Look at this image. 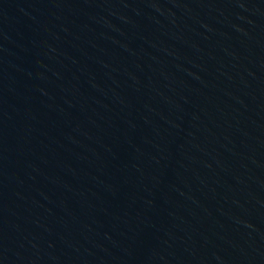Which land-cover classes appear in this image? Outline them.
Here are the masks:
<instances>
[{
  "label": "water",
  "instance_id": "95a60500",
  "mask_svg": "<svg viewBox=\"0 0 264 264\" xmlns=\"http://www.w3.org/2000/svg\"><path fill=\"white\" fill-rule=\"evenodd\" d=\"M0 264H264V0H0Z\"/></svg>",
  "mask_w": 264,
  "mask_h": 264
}]
</instances>
